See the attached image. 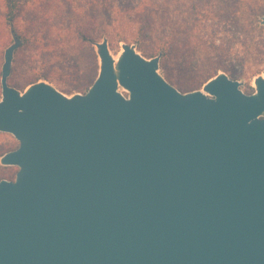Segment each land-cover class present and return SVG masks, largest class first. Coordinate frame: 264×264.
Masks as SVG:
<instances>
[{"label": "water", "instance_id": "water-1", "mask_svg": "<svg viewBox=\"0 0 264 264\" xmlns=\"http://www.w3.org/2000/svg\"><path fill=\"white\" fill-rule=\"evenodd\" d=\"M264 24V14L261 17ZM0 131V264H264V69L246 93L224 71L182 92L145 57L106 37L84 92L8 82Z\"/></svg>", "mask_w": 264, "mask_h": 264}, {"label": "rangeland", "instance_id": "rangeland-1", "mask_svg": "<svg viewBox=\"0 0 264 264\" xmlns=\"http://www.w3.org/2000/svg\"><path fill=\"white\" fill-rule=\"evenodd\" d=\"M66 1L70 2V4H72V6L75 8L79 7L78 5H82L84 6L83 9H86L89 0ZM32 2L38 3L39 5L51 6L53 4H59L61 0H30L28 3ZM154 2H168V12L162 13L161 11H157L153 6ZM103 3L106 4L105 8L108 9L107 13L109 14L110 18L116 21V26L109 32V34H107L109 47L114 55L120 51L122 42L135 43L137 46V43L131 39L132 37H129L131 34H138L137 24L132 23L129 21V19H137L143 15L158 18L166 14V17L169 19V21H171L176 17L177 11H175V8L178 7L180 10H187L192 4L194 6L204 7L205 11L207 10L209 12H216L221 8L223 11L228 10L225 9V5L230 6L231 9L238 8L239 11L236 13V23H222L221 26H224L223 29H226L227 31L229 30V34H231L230 32L232 31L235 35H238V30H240L243 39L241 38L240 42H234L232 44L233 47L231 51L217 72L224 71L231 78L241 81V89L244 92L252 93L254 91L253 80L257 75L261 74L262 70L264 69V24L261 23V17L264 14V0H103ZM181 4L183 6H180ZM147 6H150V9H153V11L149 10L150 12H143L144 8ZM32 8L31 5L29 6L28 4L25 12L20 17V20L16 22V26L19 31L25 29V27L29 25L31 18L33 17V13L31 12ZM40 10L42 9H39L38 11ZM54 10L55 7H52L50 9V13H48L46 16H43L45 19H48V22L43 25L42 33H49V38H54V36L58 33L62 36L67 35V33L63 34L61 30L55 26H60L58 22L60 21L61 17L55 14ZM180 14L181 16L184 15V13ZM215 22L216 20L212 18L207 20V23L214 24ZM228 33L221 32L218 34V36H223L224 34ZM168 34L172 39L170 44H172V46L173 44L175 45V39L173 38L176 36L173 33L171 23L168 24ZM92 37H95L93 41H90L89 43H83L84 46L77 45L76 41L73 40L69 42L73 56H75V60L80 66H76V68H73L72 65L67 66L63 64L62 61L57 57H52L50 61L46 63H42L40 60L37 61L36 58L34 63L31 64V67L26 68L23 65L20 66L14 77L9 79L8 82L10 84L12 83L11 85L15 86L16 88L23 90L26 87L23 85L25 77H33L36 73L46 72L56 81V83H50H52L62 92L68 95L75 92L84 93L85 91L79 90L76 87L80 82V78H82L83 73L88 71L90 68L95 67L96 71H98L99 64L94 42L101 41V38L98 36ZM11 42L12 36L10 32V26L6 24L4 19L3 0H0V75L4 50ZM45 42L46 49L48 48L49 51H52V45L54 44L53 41L44 39L42 43ZM141 42H143L145 45L150 44V42L146 39L142 40ZM220 43L221 40L216 39L215 44L219 45ZM60 47H62V45H59V48ZM138 51L140 52V50ZM21 56L22 55L19 54L20 60L25 61V58H23V56L21 58ZM145 57L149 56L145 55ZM190 68V65L183 63L179 57L171 55L168 58V71L163 72V70L159 69V72L165 78L167 77L168 81L180 91L186 92L194 89H200L205 82L203 75H200L202 74L200 73V66H196L192 69ZM215 74L211 73L210 75L212 77ZM14 81H16V83L13 84ZM193 81L196 82L194 86L190 87L189 85V87H185L186 84H191ZM16 146H18V141L13 135L0 131V156L7 152L8 149ZM17 170V166L3 165L0 163V178L2 179L3 177L11 176L17 172Z\"/></svg>", "mask_w": 264, "mask_h": 264}, {"label": "trees", "instance_id": "trees-1", "mask_svg": "<svg viewBox=\"0 0 264 264\" xmlns=\"http://www.w3.org/2000/svg\"><path fill=\"white\" fill-rule=\"evenodd\" d=\"M28 2L30 0H3L6 24L12 26L14 32L22 39L20 47L15 51L12 71L8 80L14 77L20 66L31 67L36 58L37 61L40 60L42 63H46L52 57H57L67 66L72 65L73 68L80 66L76 62L75 56H73L69 42L73 40L76 41L77 45L84 46L83 43L93 41L95 37L92 36H98L101 40L103 37L108 39L107 34L116 26V21L110 18L103 0H89L86 9H83L84 6L82 5H78L79 7L75 8L66 0H61L59 4L51 6ZM28 4L29 6L31 5V8L33 6L31 10L33 17L29 25L19 31L16 22L20 20ZM167 5L168 2L153 3L155 9L162 13L168 12ZM180 6L183 5L181 4ZM52 7H55L54 13L61 17L58 22L60 26H55L63 34L67 33V35L62 36L58 33L54 38H49V33H42L43 25L48 22V19H45L43 16L48 15ZM147 7L144 8L143 12L153 11V9H150V6ZM39 9L42 10L38 11ZM225 9L228 10L223 11L221 8L216 12H209L205 11L204 7L192 4L187 10L175 8V11H177L176 17L171 21L166 17V14L158 18L147 15L140 16L137 19L128 18L129 21L137 24L138 30V34H131L129 37H132L131 39L137 43V49L144 56L148 55L152 57L161 52L160 69L163 72L168 71V58L171 55H175L186 65L189 64L190 69L200 66V73H202L200 75H203L204 81H206L211 77V73L215 74L223 65L233 47L232 44L240 42L242 38L240 30H238V35H235L232 31L229 34V30L227 31L223 29L224 26H221L222 23L235 24V20L237 19L236 13L239 9H231L228 5H225ZM180 13H184V15L181 16ZM211 18L216 20L214 24L207 23V20ZM169 23L172 24L173 33L176 36L173 38L175 39V45L173 44V46L170 44L172 39L168 34ZM221 32H227L228 34L218 36ZM44 39L53 41L52 51H49L48 48L46 49V42L42 43ZM144 39L149 41L150 44L145 45L141 42ZM216 39L221 40L219 45L215 44ZM59 45H62V47L59 48ZM19 54L25 58V61L20 60ZM96 75L97 71L95 67L84 72L83 77L80 78V82L76 86L77 89L86 91ZM40 78L56 83L48 73L39 72L33 77H25L23 85L27 86ZM166 79L168 80L167 77ZM195 83L193 81L191 84H186L185 87L187 88L189 85L190 87L194 86Z\"/></svg>", "mask_w": 264, "mask_h": 264}, {"label": "flooded vegetation", "instance_id": "flooded-vegetation-1", "mask_svg": "<svg viewBox=\"0 0 264 264\" xmlns=\"http://www.w3.org/2000/svg\"><path fill=\"white\" fill-rule=\"evenodd\" d=\"M16 147H17V146H16ZM16 147L10 148V149H8L7 151H9V150H13V149H15ZM13 175H14V177H13ZM15 175H16V172H15L14 174H12L11 176L3 177V178L8 179V180H13V179L15 178ZM0 179H1V178H0Z\"/></svg>", "mask_w": 264, "mask_h": 264}, {"label": "bare ground", "instance_id": "bare-ground-1", "mask_svg": "<svg viewBox=\"0 0 264 264\" xmlns=\"http://www.w3.org/2000/svg\"><path fill=\"white\" fill-rule=\"evenodd\" d=\"M119 53H120V51L116 54V55H114V58L115 59H117L118 58V56H119Z\"/></svg>", "mask_w": 264, "mask_h": 264}]
</instances>
